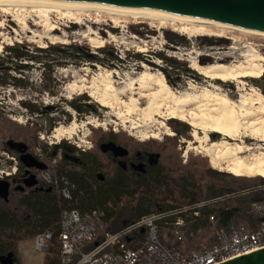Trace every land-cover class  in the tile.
Listing matches in <instances>:
<instances>
[{
	"label": "trees",
	"instance_id": "trees-1",
	"mask_svg": "<svg viewBox=\"0 0 264 264\" xmlns=\"http://www.w3.org/2000/svg\"><path fill=\"white\" fill-rule=\"evenodd\" d=\"M164 34L173 49L188 45L184 37L171 32ZM221 43L226 41L206 38L202 46ZM97 53L91 54L90 50L72 44L33 49L32 45L15 43L4 47L0 55V87L27 89L29 82L23 74L37 65L41 71V94L56 97L61 85L55 69L82 62L109 67L125 64L131 56L125 53L126 58L121 57L109 47ZM155 57L163 64L159 68L169 85L179 82L182 76H195L187 63L163 52L155 53ZM131 59L153 64L141 53H134ZM204 59L201 60L203 65L206 64ZM263 72L253 83L264 96ZM77 100L83 106L76 105L74 100L70 105L78 113L96 112L88 104V97ZM21 105L30 113L40 111L35 104L22 101ZM171 122L176 137L167 138L166 143H177L180 138L187 140L189 127L178 121ZM40 131L38 125L28 127L14 123L0 110V152L12 155L18 162L17 174L5 179L12 189L13 203L25 214L20 218L16 211L7 207L10 203H0V264H21L17 256L19 243L46 232L52 233L53 238L43 264H62L60 225L63 214L69 211L101 215L104 230L98 238L102 239L106 233H119L144 217L219 199L200 208L199 216L188 219L178 236L167 225L174 218L160 223L161 243L175 252L214 245L217 233L232 227L256 231L263 221L254 206L264 204V179L228 176L206 168H175L165 163L162 152L151 145L157 143L136 145L111 132L104 133L95 147L86 152L63 141L48 147L39 143L37 134ZM45 171L50 172L57 186L42 181L41 174ZM63 188L69 189V199L63 195ZM145 237L146 233L140 230L125 238L124 243L130 249H137L143 245Z\"/></svg>",
	"mask_w": 264,
	"mask_h": 264
},
{
	"label": "rangeland",
	"instance_id": "rangeland-1",
	"mask_svg": "<svg viewBox=\"0 0 264 264\" xmlns=\"http://www.w3.org/2000/svg\"><path fill=\"white\" fill-rule=\"evenodd\" d=\"M46 16L49 17L50 24H47ZM52 29L55 31L52 32ZM131 29L142 33L143 36L136 35ZM164 32L184 37L188 41V45L171 48ZM206 38L209 40L224 39L226 43L202 46L203 40ZM15 43L32 45L33 49H45L50 45L72 44L90 50L91 54L95 55L98 54L99 49L109 47L115 49L124 58H126L125 53L131 54L128 58L130 61L125 64H115L116 66L104 67L82 62L55 69L54 74L61 85L56 97L41 94V71L37 69V65L23 74L29 82L27 89L0 87V110L20 126L34 127L38 125L41 128L37 134L39 143L51 147L61 144L63 141L78 150L89 151L95 147L96 142L102 139L104 133L111 132L121 135L125 142H132L136 145L150 141L157 143L151 145L162 152L165 163L175 168L180 166L206 168L231 176L227 173L228 165L226 163L214 165L210 157L204 153H198V150L191 149L201 146L193 137L195 128L191 126L189 116L187 117L188 112L197 111L196 106L186 109L188 111L185 114L186 121L170 119V113L175 111L170 100L158 103L157 106L163 105L164 110L155 111L151 115L148 112L149 103L151 104L154 99L153 94L159 91L158 79L163 76L169 85L159 68L163 64L155 57V53L163 52L180 62L187 63L195 74L192 77L182 76L179 82L169 85L172 91L178 94L197 96L201 101L207 92L219 93L235 104V109L239 113L241 100L249 99L251 95L257 99L262 95L253 83L256 78H237L235 81L227 82L214 81L199 74L194 69V65L209 67L220 63L228 66L241 64L249 67L255 64L264 69V62L257 61L264 58V36L223 26H202L192 22L136 18L106 10L18 4L0 6V55H2L4 47L12 46ZM134 53H141L153 64L135 62L131 59ZM203 58H205V65L201 63ZM13 74L15 75V73ZM143 74H147L148 77L152 76L154 81H148V79L143 81L141 79ZM171 77L172 81L176 80L172 74ZM82 80H86V82ZM106 84L113 87V91L108 90ZM143 84L147 89L139 88ZM105 93H108L111 100L108 107L102 106L100 102L106 95ZM82 96L90 99L88 104L96 111L95 113L81 114L70 105L74 100L76 105L83 106L77 100ZM132 99L137 101L136 107L132 106ZM22 101L35 104L34 106L40 111L35 114L30 113L21 105ZM168 105L173 108L170 113L165 110ZM239 119L242 121L241 118ZM171 121H178L189 127L187 140L180 138L177 143H166L168 142L167 138L176 137L170 126ZM89 122H92V125H88ZM76 123L78 128L75 134L69 135V129ZM162 123L167 127H163ZM51 126L52 130L49 131ZM56 130L62 131V136L56 137ZM169 130L173 133L171 136L167 134L170 132ZM197 133L201 139L204 138L201 131ZM241 133L242 135L245 133L251 135L244 129ZM5 135L8 136L7 133ZM151 135H157V139L146 140ZM222 140L223 137L220 135L210 133L205 146H209L211 143H221ZM230 142L236 144L234 141L230 140ZM238 143L241 144V142ZM257 143L258 141L252 138H245L242 143L243 146H248L253 150L240 156L250 164L253 163L252 156L259 154ZM77 145L81 146V149ZM37 152L39 153V149ZM17 171V160L12 155L0 152V180L15 176ZM244 178H258V176H244ZM9 203L8 208L16 211L20 218L25 217L23 211L17 209L12 198ZM17 253L21 264H43L46 256V251L40 254L34 250V239L19 243Z\"/></svg>",
	"mask_w": 264,
	"mask_h": 264
},
{
	"label": "bare ground",
	"instance_id": "bare-ground-1",
	"mask_svg": "<svg viewBox=\"0 0 264 264\" xmlns=\"http://www.w3.org/2000/svg\"><path fill=\"white\" fill-rule=\"evenodd\" d=\"M13 4L33 5V6L38 5V6L59 7V8L97 9V10H106L109 12L111 11L115 13L130 15L131 17L134 16L136 18L164 20V21H182V23L192 22L198 25L201 24L202 26L203 25H210L214 27L223 26L211 22L209 23L202 22L194 18L177 17V16L169 15L167 13L153 14L139 9H120V8L107 7L103 5H97V4L63 3V2H55L50 0H0V6L13 5ZM45 19L47 21V24H50L49 17L46 16ZM223 27H227V26H223ZM54 31L55 29H52V32ZM238 31H242V30H238ZM242 32H248V31H242ZM251 33L257 34L258 36L259 35L264 36V34H260L256 32H251ZM257 61L264 62V58H260ZM194 69L197 70L199 74L203 75L208 79L214 81L220 80L223 82H227L229 80L235 81L237 78L242 79L245 77H255L257 79L261 76L264 70L259 65H255V64L246 67L241 64L236 66H228L220 63L211 65L209 67H203L195 64ZM108 76L110 77L109 73ZM147 77H148L147 74H143L141 79L143 81H145V79L146 80L148 79V81H152L154 79L152 76L148 78ZM82 81L86 82V80H82ZM109 84L111 85V83ZM107 85L108 84H106V86ZM110 85L107 86L108 90L113 91V87H111ZM157 86L159 87V91L153 94V98H154V99L152 98L153 102L151 104L149 103L148 112L150 113V115L153 114L155 111L158 112L164 110L162 108L163 105H159V106L157 105L158 103L161 104L163 101L166 100H170V103H173V106L175 108V111L173 110V113H170L172 112L173 109L170 105H168L165 108V110L168 111L171 115L170 119L185 120V114L187 111L186 109L192 106H196L197 111H191V112L187 111L189 113L187 117L189 116L191 121V126L195 128V131L193 132V137L198 143H200L201 146L198 148L193 147L191 149H193L194 151L198 150V153H204L207 157H210L214 165H218L219 163L222 162L226 163L228 165L227 173L231 175L234 174L233 176L236 177L258 176L264 178V147H262L264 146V96L263 95L258 96L257 99H254L255 97L253 98L251 95V98L241 100L239 102L241 104V107L238 113L235 109V104H233L226 96L221 95L219 93L207 92L202 99L203 101H201L199 97L191 94L175 93L166 83L163 76H161V78L158 79ZM74 87L81 88L79 86H74ZM139 88L147 89L144 86V84ZM216 90L218 89L216 88ZM254 92L252 93L254 94ZM107 94L104 97H102L100 101L102 106L104 107H108L111 104L110 97ZM131 104L133 107H136L137 101L135 99H132ZM122 117L123 116L121 115V118ZM239 118H241L242 121ZM88 125H92V122H89ZM163 127H167V126L163 124ZM77 128H78L77 123L73 124L72 128L69 129L68 134L69 135L75 134ZM242 129H244V131H246L247 133L250 132L251 135H246V133L245 135H242L241 133ZM198 131H201L204 134L203 139L199 137L197 133ZM55 133H57L56 137L62 136V131L60 130H56ZM210 133L220 135L221 137H223L222 142L211 143L209 146L208 145L205 146V143L209 139ZM167 134L171 136L173 133L170 131ZM156 136L157 135H151L150 138L146 140L157 139ZM245 138L247 139L252 138L258 141L257 144L259 145V147L257 148V150L259 151V154L252 156L253 157L252 164L248 163L246 160L240 157L241 155L245 153H249L252 150V148L248 146H243L242 143ZM230 140L236 142V144H232ZM238 142H241V144Z\"/></svg>",
	"mask_w": 264,
	"mask_h": 264
},
{
	"label": "built area",
	"instance_id": "built-area-1",
	"mask_svg": "<svg viewBox=\"0 0 264 264\" xmlns=\"http://www.w3.org/2000/svg\"><path fill=\"white\" fill-rule=\"evenodd\" d=\"M79 149L81 146L77 145ZM83 150V149H81ZM41 179L48 185L57 186L48 171L41 174ZM65 198H70L68 188L62 190ZM190 205L175 209L169 213H158L142 218L119 233H106L98 238L104 227L101 215H83L78 211L65 212L60 225L61 263L62 264H221L236 257L264 248V204H256L254 210L260 213L263 221L256 231L245 228H230L217 233V243L198 250L175 252L165 247L159 238L160 223H167L178 236L180 228L186 226L188 219L198 217L200 208L217 202ZM214 220V217L211 218ZM143 230L146 233L141 247L130 249L124 243L129 235ZM53 238L46 232L34 239V250L44 253Z\"/></svg>",
	"mask_w": 264,
	"mask_h": 264
},
{
	"label": "water",
	"instance_id": "water-1",
	"mask_svg": "<svg viewBox=\"0 0 264 264\" xmlns=\"http://www.w3.org/2000/svg\"><path fill=\"white\" fill-rule=\"evenodd\" d=\"M139 9L153 14L194 18L237 30L264 34V0H50ZM127 156V152L124 153ZM10 183L0 180V199L8 202ZM221 264H264V248Z\"/></svg>",
	"mask_w": 264,
	"mask_h": 264
},
{
	"label": "flooded vegetation",
	"instance_id": "flooded-vegetation-1",
	"mask_svg": "<svg viewBox=\"0 0 264 264\" xmlns=\"http://www.w3.org/2000/svg\"><path fill=\"white\" fill-rule=\"evenodd\" d=\"M81 152H86V150H80ZM49 172V171H48ZM50 173V172H49ZM16 175V174H15ZM51 175V174H50ZM52 177V176H51ZM10 178V176H9ZM6 180V179H5ZM53 180V179H52ZM11 195H12V189H11V186H10V197H9V200L8 202H5L3 199H0V203H9L10 202V199H11Z\"/></svg>",
	"mask_w": 264,
	"mask_h": 264
}]
</instances>
